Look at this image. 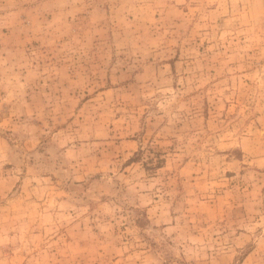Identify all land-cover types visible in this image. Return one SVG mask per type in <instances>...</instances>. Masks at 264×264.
Wrapping results in <instances>:
<instances>
[{"label": "rangeland", "instance_id": "rangeland-1", "mask_svg": "<svg viewBox=\"0 0 264 264\" xmlns=\"http://www.w3.org/2000/svg\"><path fill=\"white\" fill-rule=\"evenodd\" d=\"M0 264H264V0H0Z\"/></svg>", "mask_w": 264, "mask_h": 264}, {"label": "trees", "instance_id": "trees-1", "mask_svg": "<svg viewBox=\"0 0 264 264\" xmlns=\"http://www.w3.org/2000/svg\"><path fill=\"white\" fill-rule=\"evenodd\" d=\"M160 161V160H159ZM160 163V162H159Z\"/></svg>", "mask_w": 264, "mask_h": 264}]
</instances>
